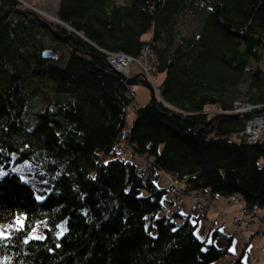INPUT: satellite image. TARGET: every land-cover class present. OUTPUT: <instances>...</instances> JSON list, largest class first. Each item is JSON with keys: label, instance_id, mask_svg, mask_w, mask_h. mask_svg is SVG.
I'll return each mask as SVG.
<instances>
[{"label": "trees", "instance_id": "1", "mask_svg": "<svg viewBox=\"0 0 264 264\" xmlns=\"http://www.w3.org/2000/svg\"><path fill=\"white\" fill-rule=\"evenodd\" d=\"M20 7L0 0V13ZM56 15L80 35L49 22L73 35L61 42L34 13L0 22V169L16 155L44 187L39 199L20 174L0 176V264H212L231 253L233 233L200 238L192 213H165L156 181L163 171L184 195L238 194L243 214L264 220V134L247 142L245 118L232 117L197 132L210 129L207 107L264 104V0H58ZM184 17L195 21L186 34ZM56 45L66 51L42 56ZM102 51L150 56L173 110L150 98L127 125L131 91L89 55ZM255 233L228 264H259L245 252Z\"/></svg>", "mask_w": 264, "mask_h": 264}, {"label": "rangeland", "instance_id": "2", "mask_svg": "<svg viewBox=\"0 0 264 264\" xmlns=\"http://www.w3.org/2000/svg\"><path fill=\"white\" fill-rule=\"evenodd\" d=\"M16 1L21 6L20 8L24 9V10H19V11L25 12L26 16H27V13H34L35 17L43 21L46 20L45 22L49 24V27L51 26L50 23L52 24L55 23V24L60 25L66 31L69 30L70 32L79 34L78 32H75L66 22H63L57 17L56 7H57L58 0H16ZM6 10H9V9H6ZM194 25H195V21H193L189 17H184L182 20L179 21L178 28L180 29L182 33L186 34V33L191 32ZM51 30H57V29L51 28ZM149 36H150L149 33L145 34V38H148ZM49 44L52 46L54 45L53 42H50ZM51 48L56 49L55 53L59 55L66 51L64 47H61L59 45H56L55 48L54 47H51ZM44 58H47V57H44ZM149 58L150 56H147L146 60L145 58H143V60L138 59V61H133L129 63L128 65H126L127 68H125L124 75L131 77L135 74L142 73L144 77L149 81V83L151 84L153 88V92L155 96V102L154 101L153 102L155 104L160 102L161 104L166 106L167 109L173 110V108L167 105L165 102H163V100L159 96V85L161 84L164 76L163 74H155L154 72H152L151 69L153 68L150 65ZM115 69L123 73L119 69L117 68ZM129 89L131 92H128L130 94V96L128 97L130 99L129 100L130 103H129V106L127 107V112H126V124L127 125H129L132 121V118L135 113V106L139 107L141 105H144L151 98L150 91L146 87H143L140 84L131 85L129 86ZM248 105H250V103H248ZM248 105H243L240 108H236L235 111H238L237 113H226L224 112L226 111V109L224 110L218 107L217 108L207 107L205 111L203 112V114L208 118L216 116L217 114H221L219 117H230L229 115L231 114H237L238 117L236 118H245L244 123H246V121L250 120V115L252 113H255V115H257V113H262L264 111V110L262 111L264 106H261V104H256V107L254 106V108H250ZM213 120H212V124H213ZM119 149H120V155L124 157L125 159H128L132 156L131 158L134 159L137 163H139L140 166L145 164L146 162L145 156L135 157L134 155H132V152L129 149H122V148H119ZM15 158H16V155H13L11 165L8 168L0 169V176L6 173H10V172L20 174V176L22 177L24 181L26 180L30 181L31 184L34 186V188L37 190L36 196L39 199L43 198L44 193L42 191L44 190V187L40 185V181H36V179L32 178L29 174L28 175L26 174L28 172L30 173L31 171L30 162L25 161V160L18 161ZM156 183L159 186L164 187L168 190V192L164 194V199H165L163 201L165 205L164 212L167 213V211H169V214H170L172 211L176 209L182 212H185L186 210H187L186 212H188L189 210L190 213H192L191 216L195 218L194 221L198 222L195 228L197 235H199L200 230L201 232L206 233V229L210 226L214 227L213 225L218 226L220 230H223V231L227 230V232L229 231L228 233L230 234L233 233L231 232V230L233 229L234 226H237L239 228V229L236 228L237 230H235V233H233L232 242L230 245V251L232 253L226 254L222 258L215 260L214 262H212V264H221V262H226L229 258L233 260L235 258V255L239 254L242 251L244 247V242L246 241V239H249L250 234L253 233L257 227H261L263 230L260 232H256L254 237L250 239V242L246 244V246H248L246 249V254L250 255V257H253L251 256L253 253H257L261 251L264 252V233H262L264 231V220H261L258 216L250 217L249 214H243L240 208L242 206L241 200L240 202H236V201H231L227 197L216 195V198L213 199L214 203L210 205L212 196H210L209 193H206L208 195L200 194L199 198L203 204V211H206V208H209V210H207L208 214H207L206 219H204L203 217L196 218L198 216V214L196 213V210H197L196 202L193 200V195L182 194V191L180 190L183 187L182 184L180 183L178 184L177 182L176 184L174 183L173 185V180L171 179V177L163 171L159 172V176L157 178ZM172 185L175 186L176 189H178L179 191L177 190L176 193H171L170 187H172ZM177 193L179 194V196ZM261 213L262 214L260 215H263L264 211H261ZM169 214H166V215H169ZM234 216L238 218L239 220L238 224L234 223V218H233ZM244 220H246V222ZM248 225H250V228ZM239 230L241 231V234H245V235L242 236ZM41 236L42 234L38 233L37 230H33L30 232V237H41ZM204 236H200V238H203ZM231 254H232V258H231ZM259 256H260L259 258L258 256H255L257 257L255 258V260L259 264H264V253L262 255L260 253ZM253 261H254V258H253Z\"/></svg>", "mask_w": 264, "mask_h": 264}, {"label": "built area", "instance_id": "3", "mask_svg": "<svg viewBox=\"0 0 264 264\" xmlns=\"http://www.w3.org/2000/svg\"><path fill=\"white\" fill-rule=\"evenodd\" d=\"M102 52H103L107 62L109 63V65H111L113 68L119 69L120 71L123 72V74H125V68H127V67L120 69V67H117L116 64H114L115 63L114 57H116L115 55H118V53H110V52H106V51H102ZM147 53H148V50L145 51V55H147ZM127 57L129 59V62L138 61V59L134 60L135 58H132L128 55H127ZM143 58H145V57H143ZM140 60H143V59H140ZM145 60H146V58H145ZM243 105H248V103H245L243 101H235L232 104V108H230L224 112H226V113H237L238 111H235L236 108H240ZM248 106L250 108H254V106L256 107V105H254V104H252V105L250 104ZM261 106H264V104H261ZM205 109L202 111V113L205 111ZM263 110H264V108L262 109V111ZM221 111H223V110H221ZM239 134L244 136L245 140L249 143H254V142L258 141L264 134V111L262 113H257V115H255V113H252L250 115V120L246 121L244 128L239 132ZM170 191L172 193H176L177 189L175 186H172L170 188ZM238 198H239V195L236 194L233 197H231L230 200L239 202ZM193 200L196 202L197 211L199 213H201L203 211V204L200 201L199 195L194 194ZM238 221H239L238 218H234L235 223H238ZM248 226L250 228V225H248Z\"/></svg>", "mask_w": 264, "mask_h": 264}, {"label": "water", "instance_id": "4", "mask_svg": "<svg viewBox=\"0 0 264 264\" xmlns=\"http://www.w3.org/2000/svg\"><path fill=\"white\" fill-rule=\"evenodd\" d=\"M11 12H15V13L21 14L22 16L26 17V13L25 12L19 11V10H15L13 8H9V10H5L4 12L0 13V22L4 18H6ZM39 20L43 24L49 26V24H47L45 21H43L41 19H39ZM51 32H52V35L54 36L55 39H57V40H59L61 42H64V43L67 42L69 39L73 38V35L71 33L70 34L69 33L61 34L58 30H51ZM89 55L91 57L95 58L97 61L109 65V63L107 62L106 58H104L102 55H100V54L96 55V54H92V53H89ZM42 56L43 57H47V58H56L57 57V55L55 53V49H52V48L44 50L43 53H42ZM110 67L112 68V71L115 74H117L123 81H125V83L127 85L131 86V85H135V84H140L143 87H146L150 91L151 100L155 102V96H154L153 88H152L151 84L149 83V81L144 77V75L142 73L135 74V75H133L131 77H128V76L124 75L123 73L117 71L111 65H110ZM220 115L221 114H217L216 116L208 118V120L206 121V124L210 126V129L208 131H205V129L203 127H199V128H197V132L200 133V134L211 132L213 130L212 120L217 118V117H219ZM229 116L232 117V118L238 117L237 114H231ZM190 122H191V124L195 125L194 122H192V121H190Z\"/></svg>", "mask_w": 264, "mask_h": 264}, {"label": "crops", "instance_id": "5", "mask_svg": "<svg viewBox=\"0 0 264 264\" xmlns=\"http://www.w3.org/2000/svg\"><path fill=\"white\" fill-rule=\"evenodd\" d=\"M214 198H216V196L211 197V204H210V205H212V203H214V201H213ZM217 204H218V202H217ZM240 208H242V206H241ZM207 210H209V208H206V211H205V214H204V217H203L204 219L207 218V214H208ZM186 211H187V210H186ZM186 211H185L184 213H188V214L190 213L189 210H188V212H186ZM261 211H264V208L261 209V210H258V213H259V214H262ZM190 214H191V213H190ZM263 214H264V213H263ZM209 216H210V215H209ZM234 217H235V216H234ZM234 217H233V218H234ZM213 226H214V227H218V226H216V225H213ZM203 227H204V226H203ZM210 227H211V226H210ZM210 227H208V228L206 229V233L201 232V230H200V231H199V235H200V236H204V235H205V236H208L207 233H208V230H209ZM227 228H228V227H227ZM236 228H238V227H237V226H234L233 229L231 230V232L235 233V230H237ZM238 229H239V228H238ZM261 230H263L261 227H257L255 231H256V232H259V231H261ZM224 231L227 232V230H224ZM228 232H229V231H228ZM228 232H227V233H228ZM239 232H240V230H239ZM240 234H241V233H240ZM255 234H256V233H255ZM241 235H242V234H241ZM205 236H204V237H205ZM253 237H254V235H253L250 239H252ZM249 242H250V240H249ZM249 242H248V243H249ZM248 243H247V244H248ZM247 247H248V246H245V252H246ZM231 253H232V252H231ZM260 253H261V255H262L264 252L261 251V252L253 253L251 256H253V257L258 256V258H259V257H260V256H259ZM254 254H255V255H254ZM236 255H237V254H236ZM236 255H235V256H236ZM246 257H250V255H247V254H246ZM231 258H232V254H231ZM256 258H257V257H256ZM229 261H231L230 258H229L226 262H221V264H227V262H229Z\"/></svg>", "mask_w": 264, "mask_h": 264}, {"label": "bare ground", "instance_id": "6", "mask_svg": "<svg viewBox=\"0 0 264 264\" xmlns=\"http://www.w3.org/2000/svg\"><path fill=\"white\" fill-rule=\"evenodd\" d=\"M115 56L116 57H114V62H115L114 64H116L117 67H120V69L127 67L126 65H128L129 63H131V62H129V59H128L127 55L124 54V53H118V55H115Z\"/></svg>", "mask_w": 264, "mask_h": 264}, {"label": "snow or ice", "instance_id": "7", "mask_svg": "<svg viewBox=\"0 0 264 264\" xmlns=\"http://www.w3.org/2000/svg\"><path fill=\"white\" fill-rule=\"evenodd\" d=\"M61 234H63V233H61ZM0 235H2V233H0Z\"/></svg>", "mask_w": 264, "mask_h": 264}]
</instances>
